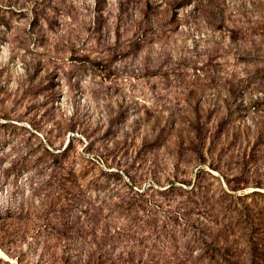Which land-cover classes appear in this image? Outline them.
<instances>
[{
    "label": "rangeland",
    "instance_id": "374dc122",
    "mask_svg": "<svg viewBox=\"0 0 264 264\" xmlns=\"http://www.w3.org/2000/svg\"><path fill=\"white\" fill-rule=\"evenodd\" d=\"M6 118L0 209L26 201L39 177L22 158L28 150L74 136L69 155L87 171L83 183L94 175L120 196L131 181L159 190L172 181L184 198L202 167L209 205L230 207L220 251L229 246L234 264H264V0H0ZM154 197L162 210L176 204ZM96 217L121 234L117 249L131 245L122 216L103 208ZM24 233L17 252L0 247L2 261L36 258ZM215 252L196 248L174 264H208Z\"/></svg>",
    "mask_w": 264,
    "mask_h": 264
},
{
    "label": "trees",
    "instance_id": "16d2710c",
    "mask_svg": "<svg viewBox=\"0 0 264 264\" xmlns=\"http://www.w3.org/2000/svg\"><path fill=\"white\" fill-rule=\"evenodd\" d=\"M8 123H12L10 118L0 125ZM73 137L58 149L47 139L48 145L41 146L39 154L32 155L36 150L30 149L22 156L32 161L39 177L30 180L32 190L26 201L21 199L0 209L3 250L9 254L17 252L15 244L27 239L24 232L29 230L37 254L26 264H174L182 263L196 248L203 257L207 250H217L208 264H234L229 246L221 252L217 239L219 236L222 242L226 241L222 235L231 231L230 207L217 199L209 205L205 187L198 181L204 172L202 167L195 171L188 187H183L184 198L180 197L182 193L173 196V191L180 188H174L172 181L162 190L154 185L135 188V181H131L127 185L129 191L120 196L94 175L83 183L87 171L77 167L75 154L69 155ZM154 196L167 197V202L176 200V204L171 207L169 202L168 209L162 210L158 202L155 205ZM103 208L125 219L126 225L119 228L129 236L131 245L117 249L121 234L112 235L106 225L99 227L96 215ZM194 213L200 215L195 221L191 220ZM86 237L97 239L98 243L88 244ZM15 257L22 264L19 255ZM0 264L9 263L0 259Z\"/></svg>",
    "mask_w": 264,
    "mask_h": 264
}]
</instances>
